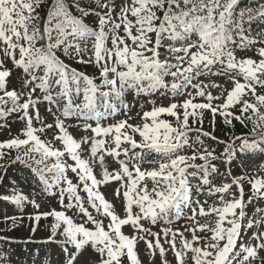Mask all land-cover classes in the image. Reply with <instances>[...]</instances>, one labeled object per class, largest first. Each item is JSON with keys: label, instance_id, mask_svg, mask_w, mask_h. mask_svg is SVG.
Instances as JSON below:
<instances>
[{"label": "snow or ice", "instance_id": "1", "mask_svg": "<svg viewBox=\"0 0 264 264\" xmlns=\"http://www.w3.org/2000/svg\"><path fill=\"white\" fill-rule=\"evenodd\" d=\"M0 133V264H264V0H0Z\"/></svg>", "mask_w": 264, "mask_h": 264}, {"label": "rangeland", "instance_id": "2", "mask_svg": "<svg viewBox=\"0 0 264 264\" xmlns=\"http://www.w3.org/2000/svg\"><path fill=\"white\" fill-rule=\"evenodd\" d=\"M239 126V125H238ZM20 125L19 123H13L12 124V133L15 134L17 130L19 129ZM70 131L73 132V134L77 137L82 135L83 133L78 132L76 129H70ZM8 138V135L6 133H0V140H5ZM258 159V158H257ZM253 167H255V164H253ZM13 175H17L16 173H13ZM30 187H34V184L32 186L28 184H24V191L30 190ZM111 199V196H109ZM6 202H0V219H2L5 215H13L17 214L18 209H7ZM47 208L42 207L40 211H45ZM33 211L31 206H28L25 209V214H29ZM45 221H41V225H44ZM16 234V236H15ZM45 234L44 228L41 227L37 234V242L34 243H26L25 240L28 235L27 226L23 228L16 229L15 233H11L17 241V243L12 244L10 246H7L9 250H11V247L17 246V254L13 253V259L20 262V264H32L33 260H40V261H47L49 259H56L57 256H59L58 252L53 251V247L49 245H41L38 241L41 237H43ZM12 251V250H11ZM17 255V257H15Z\"/></svg>", "mask_w": 264, "mask_h": 264}, {"label": "trees", "instance_id": "3", "mask_svg": "<svg viewBox=\"0 0 264 264\" xmlns=\"http://www.w3.org/2000/svg\"><path fill=\"white\" fill-rule=\"evenodd\" d=\"M245 131H247L246 129H243V128H241L240 126H237V132H245ZM3 226V224L2 223H0V227H2Z\"/></svg>", "mask_w": 264, "mask_h": 264}]
</instances>
